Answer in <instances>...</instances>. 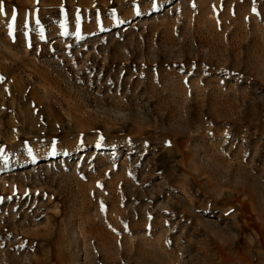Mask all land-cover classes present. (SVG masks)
<instances>
[{
    "label": "rangeland",
    "instance_id": "rangeland-1",
    "mask_svg": "<svg viewBox=\"0 0 264 264\" xmlns=\"http://www.w3.org/2000/svg\"><path fill=\"white\" fill-rule=\"evenodd\" d=\"M0 264H264V0H0Z\"/></svg>",
    "mask_w": 264,
    "mask_h": 264
}]
</instances>
